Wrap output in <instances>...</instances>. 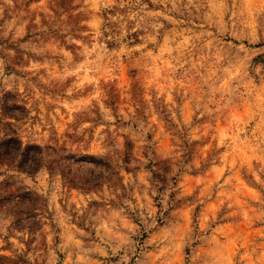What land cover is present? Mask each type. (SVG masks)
<instances>
[{"label": "rangeland", "instance_id": "rangeland-1", "mask_svg": "<svg viewBox=\"0 0 264 264\" xmlns=\"http://www.w3.org/2000/svg\"><path fill=\"white\" fill-rule=\"evenodd\" d=\"M5 93L25 109L23 145L107 157L119 175L84 192L8 171L41 224L1 213L0 256L264 264V0H0Z\"/></svg>", "mask_w": 264, "mask_h": 264}, {"label": "trees", "instance_id": "trees-1", "mask_svg": "<svg viewBox=\"0 0 264 264\" xmlns=\"http://www.w3.org/2000/svg\"><path fill=\"white\" fill-rule=\"evenodd\" d=\"M25 109L16 103L15 96L5 93L0 97V214L11 217L15 229H27L34 232L40 226L37 196L27 190L14 188L12 176L8 171L33 175L45 168L49 173L61 175L64 182L71 188L90 192L109 183L119 175L107 157L79 155L68 152L65 148L23 145L17 135L12 121L22 119L21 112ZM132 144L125 149L123 163L128 165L132 154ZM5 172H1L2 167ZM128 171V166H125ZM167 173L166 171H163ZM153 181L165 183V177L152 172ZM5 264H17L8 257L0 256ZM25 262H23L24 264Z\"/></svg>", "mask_w": 264, "mask_h": 264}]
</instances>
